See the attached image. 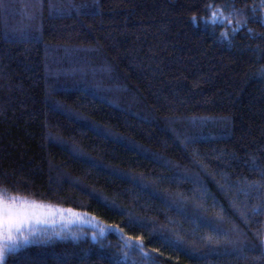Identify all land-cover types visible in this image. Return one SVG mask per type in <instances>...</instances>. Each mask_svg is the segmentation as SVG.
Masks as SVG:
<instances>
[{"label":"trees","instance_id":"16d2710c","mask_svg":"<svg viewBox=\"0 0 264 264\" xmlns=\"http://www.w3.org/2000/svg\"><path fill=\"white\" fill-rule=\"evenodd\" d=\"M261 68L264 0H0V188L151 253L109 233L7 264H264Z\"/></svg>","mask_w":264,"mask_h":264},{"label":"snow or ice","instance_id":"6c2138e0","mask_svg":"<svg viewBox=\"0 0 264 264\" xmlns=\"http://www.w3.org/2000/svg\"><path fill=\"white\" fill-rule=\"evenodd\" d=\"M69 7L75 9L84 6L72 4ZM220 11L222 12V9ZM213 16H216L215 12ZM193 19L195 20L196 17L194 16ZM246 22V18L237 21L233 33L238 32L240 26ZM259 74L264 76V68L259 70ZM89 195L98 198L95 192H89ZM76 224H94L98 232L92 233L93 240L106 235L108 231L118 230L116 226L111 228L106 225L101 226L99 221L88 213L59 204L30 200L22 195L9 193L7 188H0V264H7V257L18 252L22 246L47 244L55 238L67 239L69 236L74 240L80 239L83 233L77 234L72 231V226ZM224 235V244L237 249L243 246V241L232 239L228 233ZM209 240L211 241L212 237H209ZM128 241L126 247H138L143 251L142 237L138 240L128 237ZM127 254L124 253L125 256ZM144 255L149 256V253L145 252Z\"/></svg>","mask_w":264,"mask_h":264},{"label":"water","instance_id":"95a60500","mask_svg":"<svg viewBox=\"0 0 264 264\" xmlns=\"http://www.w3.org/2000/svg\"><path fill=\"white\" fill-rule=\"evenodd\" d=\"M28 199H30L31 200V198H28ZM34 200H36V199H34ZM38 201V200H37ZM42 202H44V201H42ZM45 203H47V202H45ZM63 207H65V206H63ZM66 208H71V207H66ZM73 209H75V208H73ZM77 211H80V212H83V213H88V214H90L92 217H95L94 215H92L91 213H89V212H86V211H82V210H78V209H76ZM96 218V220L97 221H99V223H100V225L101 226H109L110 228L112 227V226H114V225H109V224H106V223H103L102 221H100L97 217H95ZM117 229L118 230H113V231H108L107 232V234L106 235H104L103 236V238H105L109 233H114L117 237H118V239L120 240V241H122L123 243H124V245L126 246V244H128L129 243V241H128V236H126L118 227H117ZM72 231L73 232H76L77 234H80V233H83V235L81 236V238H84V237H89L90 239H91V241L92 242H94L95 240H93L92 239V233L94 232V231H96V232H98V229L96 228V227H94V224H76V225H73L72 226ZM102 237V236H101ZM80 238V239H81ZM102 238V239H103ZM68 240H72V241H76V240H74V239H72L70 236H69V238H67V239H60V238H55L53 241H51V242H55V241H68ZM135 240V239H134ZM51 242H49V243H51ZM49 243H47V244H49ZM47 244H42V245H47ZM30 246H35V244H32V245H28V246H22L21 247V249H24V248H27V247H30ZM20 249V250H21ZM141 250V249H140ZM143 253H145V252H147V253H149V254H151L149 251H147L146 249H144L143 248V251H142Z\"/></svg>","mask_w":264,"mask_h":264},{"label":"rangeland","instance_id":"374dc122","mask_svg":"<svg viewBox=\"0 0 264 264\" xmlns=\"http://www.w3.org/2000/svg\"><path fill=\"white\" fill-rule=\"evenodd\" d=\"M103 238V236L101 237V236H99L98 237V239L97 240H95L94 242H96V243H101L102 242V239ZM90 239V238H89ZM78 240H80V239H78ZM78 240H76V241H78ZM263 242H264V235H263Z\"/></svg>","mask_w":264,"mask_h":264}]
</instances>
